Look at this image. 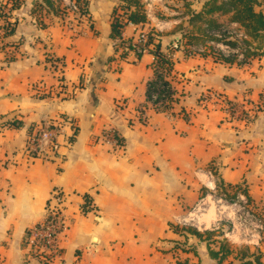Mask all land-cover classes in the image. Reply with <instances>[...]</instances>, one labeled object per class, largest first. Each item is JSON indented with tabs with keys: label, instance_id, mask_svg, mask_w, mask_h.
Listing matches in <instances>:
<instances>
[{
	"label": "crops",
	"instance_id": "obj_1",
	"mask_svg": "<svg viewBox=\"0 0 264 264\" xmlns=\"http://www.w3.org/2000/svg\"><path fill=\"white\" fill-rule=\"evenodd\" d=\"M13 1L0 0V26L14 21L11 33L0 29V264H42L25 238L56 191L67 228L54 264H219L210 250L223 238L180 223L218 184L245 190L264 218V53L239 63L174 49L175 101L157 111L147 103L153 55H121L110 37L120 0H89L91 22L77 37L43 0ZM145 8L147 20L124 25L123 39L143 28L159 33L161 51L173 49L186 18ZM256 10L264 14V5ZM216 17L229 24L228 15ZM212 93L254 108V118L231 121L204 101ZM47 123L61 128L56 151L28 154L29 135ZM111 128L119 147L96 141ZM229 245L220 264L263 262Z\"/></svg>",
	"mask_w": 264,
	"mask_h": 264
},
{
	"label": "built area",
	"instance_id": "obj_2",
	"mask_svg": "<svg viewBox=\"0 0 264 264\" xmlns=\"http://www.w3.org/2000/svg\"><path fill=\"white\" fill-rule=\"evenodd\" d=\"M85 1L89 0H50V7L44 6L45 9L56 14L58 17L63 18L74 29V35L77 37L80 34L79 27L85 23H90L89 13L82 12V8L85 7ZM13 2V1H12ZM7 10L0 9V13L4 14ZM14 24V21L6 20L1 24L0 29L3 33L10 30ZM132 24V23H131ZM233 26L231 28L230 26ZM148 31L141 28L137 33V37L133 40H125L121 38L114 40L116 44V50L122 55L123 51L129 50L128 45L138 44V51H147L145 45L147 41ZM213 35L220 39H233L236 40L238 46L232 48L224 43L211 42L214 51L222 54L225 57L235 56L239 63H246L248 59L245 58V43L244 40L247 36L242 30L238 28L236 23L230 25H223L219 30L213 31ZM173 48H177L174 45ZM133 50V49H132ZM205 47H192L188 48V55L202 54ZM135 51V50H134ZM136 52V51H135ZM141 52V53H142ZM186 52V51H185ZM166 63L160 64L159 58L153 56V70L154 77L159 76L158 80L152 86V89L147 96L148 105L157 111H170L173 102L175 101L176 90L174 87L173 74V53H165ZM58 67L60 65L58 64ZM59 70V69H57ZM204 97L205 102H212L215 106H219L231 121H241L244 124H248L254 118V108L247 107L246 104H237L233 101L227 100L223 95L219 93H212ZM61 133V128L57 124H43L34 132H32L26 144V152L33 156H47L48 153H53L58 147L57 136ZM101 145H107L111 147H119L121 144L119 135L114 128L103 131L96 139ZM212 177V173L208 172ZM215 187L211 191H215ZM232 194L235 192L224 194ZM236 200H240L243 203H248L247 197L240 190H236ZM87 201V200H86ZM85 204L88 203V201ZM63 195L56 191L52 194L49 203L46 206L44 217L41 221L31 226L26 233L25 242L31 246L32 257L38 259L42 264H54L62 256V247L60 244V238L65 232L67 226L63 216ZM253 225L255 227V237L260 238V233L263 230V221L260 215L252 213Z\"/></svg>",
	"mask_w": 264,
	"mask_h": 264
},
{
	"label": "trees",
	"instance_id": "obj_3",
	"mask_svg": "<svg viewBox=\"0 0 264 264\" xmlns=\"http://www.w3.org/2000/svg\"><path fill=\"white\" fill-rule=\"evenodd\" d=\"M13 1V0H12ZM46 4L44 6L50 7V0H43ZM119 7L121 8V12L115 15L114 20L111 25V33L110 37L112 40H116L121 38L123 26L127 23L139 24L144 23L147 20V13L145 4L142 0H120ZM264 5V0H204L203 3L196 8H192V4L189 2H185L184 9L185 12H180L177 15H174L181 20L186 18V20H182L177 26L181 30V35L176 42L177 48L180 46H185V55H188V48L192 47H205L204 52L202 54L210 53L217 58V60L224 62H234L237 61L235 56L225 57L220 53L214 51L211 42L224 43L232 48L238 46L236 40L233 39H220L213 35V31L219 30L224 24L218 22V18L216 15H228L229 24L236 23L238 28L244 32L247 36V39L244 40L245 43V58H251L254 56H259L264 53V14L261 11L256 10V7L259 5ZM13 7L16 6V2L13 1ZM82 12L89 13V2L85 1V7L82 8ZM1 15V13H0ZM162 17V15H159ZM14 29V24L12 28L5 33H11ZM151 32L153 30H150ZM147 34V41L144 46H146L147 51L150 52L154 57L157 56L159 58V63H166L164 51L160 49V40L159 33L156 32L153 35L151 32ZM129 49H133L136 51L137 55H140L142 50L138 51V44H130L128 45ZM174 49L171 48L167 51V53L172 54ZM123 51L122 54H124ZM155 73V72H154ZM155 80H151L147 86V96L152 89L154 83L158 80L159 76H155ZM22 123L17 121H12L11 125L15 127L21 126ZM76 132V130H75ZM218 189L222 188V191L225 192V189L221 187L220 184L216 186ZM236 190L235 189V193ZM243 194L247 197L248 202H250V198L245 190H241ZM234 193V197H236ZM87 202V201H86ZM85 209L91 210L89 206L84 205ZM194 234H199L195 229L187 228ZM215 231H206V234H214ZM212 256H217L219 264L222 263L228 256H230L233 252L229 243L226 242L225 239L221 240L220 249L218 251L210 250ZM245 255L242 256L244 258ZM242 260V259H241ZM258 262V257L255 256L254 260H246L242 261L240 264H253ZM181 264V263H177ZM262 264V263H260Z\"/></svg>",
	"mask_w": 264,
	"mask_h": 264
},
{
	"label": "rangeland",
	"instance_id": "obj_4",
	"mask_svg": "<svg viewBox=\"0 0 264 264\" xmlns=\"http://www.w3.org/2000/svg\"><path fill=\"white\" fill-rule=\"evenodd\" d=\"M142 1L151 16L160 14L163 16L161 18H165L169 15L185 12L184 4L186 1L192 4V8H196L204 0ZM230 27L233 28L232 25ZM252 213L260 215L263 221V230L260 233V238L254 236L255 227L253 225ZM185 218L180 223V226L184 229L191 228L204 233L205 231L214 230L216 235H220L227 243L235 247L248 248L251 251L264 255V218L261 209H256L251 203L248 204L236 200L232 194H224V192H221L216 187L215 191H209L207 197L205 196L203 199H200L189 209ZM174 256L177 257L176 255ZM262 261V264H264V256Z\"/></svg>",
	"mask_w": 264,
	"mask_h": 264
}]
</instances>
